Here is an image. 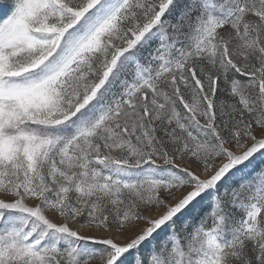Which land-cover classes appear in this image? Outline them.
Listing matches in <instances>:
<instances>
[{"label":"snow or ice","instance_id":"snow-or-ice-1","mask_svg":"<svg viewBox=\"0 0 264 264\" xmlns=\"http://www.w3.org/2000/svg\"><path fill=\"white\" fill-rule=\"evenodd\" d=\"M0 264H264V0H0Z\"/></svg>","mask_w":264,"mask_h":264}]
</instances>
